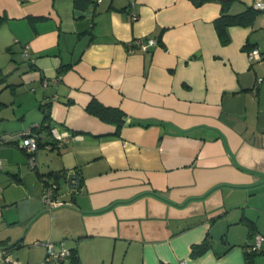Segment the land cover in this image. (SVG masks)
Listing matches in <instances>:
<instances>
[{
  "label": "crops",
  "instance_id": "crops-1",
  "mask_svg": "<svg viewBox=\"0 0 264 264\" xmlns=\"http://www.w3.org/2000/svg\"><path fill=\"white\" fill-rule=\"evenodd\" d=\"M200 1L0 0V136L39 128L46 104L70 134L49 149L42 133L35 170L18 139L0 146V264H42L48 241L77 250L63 264H264V243L249 252L264 235V11L225 44V0ZM17 46L29 59L9 67ZM44 177L62 205L42 200Z\"/></svg>",
  "mask_w": 264,
  "mask_h": 264
},
{
  "label": "built area",
  "instance_id": "built-area-1",
  "mask_svg": "<svg viewBox=\"0 0 264 264\" xmlns=\"http://www.w3.org/2000/svg\"><path fill=\"white\" fill-rule=\"evenodd\" d=\"M253 7L259 11H264V1H257L253 4ZM133 20H138V15H136L133 12ZM157 44V40L154 38H147V39H137L134 42L135 46H139L140 49H143L144 51H148L151 47L155 46ZM28 53V51H26ZM249 57L251 62L253 61H259L262 59V54L259 49H253L249 52ZM51 136L53 139V142L51 144H48V148L52 149L54 147H61L64 146L70 138V134L68 132H62L59 128L54 127L51 130ZM18 139L17 146L24 149L28 156H29V167L33 170H35L38 166V162L36 159V153L39 150V140L41 139V135L33 133L32 130H29L27 132L20 133L18 136H7L3 135L0 136V146L6 145L9 143H12ZM3 169V163L0 160V171ZM43 185L44 190L42 194V200L50 205L51 207L62 205L63 203L58 202L56 199H54V189L53 186L49 184V180L47 177L43 178ZM264 243V235L262 234H256L255 235V241L252 245L249 247V252L251 254L258 253L262 250V246ZM37 244H40L37 242ZM44 245L47 248V255L42 264H63L65 261H67L71 255V249H69L65 242H60L58 244H55L53 242H46ZM4 260L7 262H10L11 264H21L18 260L14 259L13 256L10 253H5Z\"/></svg>",
  "mask_w": 264,
  "mask_h": 264
},
{
  "label": "trees",
  "instance_id": "trees-1",
  "mask_svg": "<svg viewBox=\"0 0 264 264\" xmlns=\"http://www.w3.org/2000/svg\"><path fill=\"white\" fill-rule=\"evenodd\" d=\"M204 1H206V0H201L200 2H204ZM233 1H235V0H225L222 2V14L215 22L219 37L221 39V42L225 43V44L229 43V41H230L229 36H228V31H227L230 26H235V25L249 26V25H252L254 23L256 17L259 15V12H260L259 10L255 9L252 6V7H248L242 13L232 15V14H230V7H231V3ZM90 2H91V0H75V7L86 8ZM5 21H6V17L0 16V28L5 23ZM85 34H87V33H85ZM70 67L71 66L62 65L61 68L59 69V74L62 75ZM36 68H37L36 66L32 65L31 70L36 69ZM3 85H5V88L11 86V85L7 84V76H5L2 71H0V86H3ZM41 109H42L43 114H44L43 123L41 124V126L39 128L35 127L32 129L33 133L41 135V139L39 140V146L40 147L43 145L42 133L48 132V134H51V130H52L51 111H50L49 104L41 106ZM87 109L90 113L95 114L104 120L119 121L120 117H123L125 115L120 110L112 109L110 107H105L102 104L98 103L97 101H93L88 106ZM57 176H59V175H57ZM205 248H206V246L203 247L202 249H205ZM69 258H71L73 260V262H75V263H80V258L77 255L76 249L71 250V255Z\"/></svg>",
  "mask_w": 264,
  "mask_h": 264
},
{
  "label": "rangeland",
  "instance_id": "rangeland-1",
  "mask_svg": "<svg viewBox=\"0 0 264 264\" xmlns=\"http://www.w3.org/2000/svg\"><path fill=\"white\" fill-rule=\"evenodd\" d=\"M15 50H16L15 51V55H11V59H10V62H9V64H10L9 67H12V65L16 63V62H13L12 61L13 58H14L13 60H17L20 63H23L24 61H27L29 59L28 57H25V56L22 55V53L20 52L21 51V47L20 46H17L15 48ZM11 63H13V64H11ZM17 64H15V65H17ZM22 66H24V65H22ZM4 75L7 76L6 72H5ZM13 75L14 74H11V76H10L11 77L10 78L11 81L14 80V78H17L18 77L17 73L14 75V77H13ZM9 97H12L11 94L9 95ZM10 123L11 124H16V123H19V122H10Z\"/></svg>",
  "mask_w": 264,
  "mask_h": 264
},
{
  "label": "water",
  "instance_id": "water-1",
  "mask_svg": "<svg viewBox=\"0 0 264 264\" xmlns=\"http://www.w3.org/2000/svg\"><path fill=\"white\" fill-rule=\"evenodd\" d=\"M68 181L70 184V188L73 190H78L80 188V176L77 173H73L69 175Z\"/></svg>",
  "mask_w": 264,
  "mask_h": 264
}]
</instances>
